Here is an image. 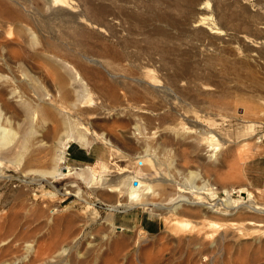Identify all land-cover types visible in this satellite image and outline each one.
<instances>
[{
  "label": "rangeland",
  "instance_id": "rangeland-1",
  "mask_svg": "<svg viewBox=\"0 0 264 264\" xmlns=\"http://www.w3.org/2000/svg\"><path fill=\"white\" fill-rule=\"evenodd\" d=\"M38 1L45 4V0ZM72 1L80 4L81 13L87 10V18L91 20L88 25H80L65 17L57 18L54 23L60 26L62 35H55L53 42L63 47L62 58L85 64L82 68L90 73L86 80L90 81L86 83L88 91L80 105L72 109V120L77 130L84 128L94 133L97 138L94 142L105 146L109 157L92 164L71 166L65 159L58 162L54 160L57 157L52 159L54 152L57 155L54 151L46 156V161L27 167L30 155L26 153L36 148L40 140L36 138L44 133L55 135V139L50 135L48 140L53 139L48 143L53 147L62 135L57 136L55 131L53 134L49 130L52 125L44 124L39 113L33 114V118L30 115L28 120L24 118L21 106H17L21 99H17L19 102L12 106L19 109L18 115L27 122L33 119L32 125L31 122L28 125L35 129L34 136L26 139L25 120L17 115L14 121L7 111L0 115V128L10 130L11 126L14 143L27 142L24 146L27 148L23 149L26 152L14 153L20 156L18 159L11 158V145L10 151L5 150L6 158L0 157V230L4 228L0 231V252L8 259L20 260L25 254L30 257L37 248L36 264H264V189L252 188L244 172L247 160L264 155V49L256 43L260 38L261 43L264 41V0ZM203 2H210V8L201 10ZM99 5L106 8L100 9ZM90 7L94 12L107 11L106 16L96 15ZM210 15L211 26L215 24L222 31L213 34L216 37L209 35L205 27H194L201 18ZM99 26L104 28L103 33L95 31ZM27 46L30 50L36 47L31 42ZM118 52L124 53L127 59L115 62L130 63L128 67L136 76L146 79V72H150L152 79L147 80H153L152 88L146 83L130 82V93L121 94L118 90L121 83H116L112 76L116 66L110 65L112 55ZM81 53L84 54L81 56ZM91 72H96L94 77ZM89 76L92 80H102H93L94 83ZM261 79L260 84L257 81ZM44 86L47 100L53 102V83H44ZM20 92L19 96H25L23 101L31 95ZM111 94L109 99L118 98V103L104 98ZM210 132L213 133L210 135ZM210 136L214 137L213 142L203 140ZM68 140L67 146L72 142ZM208 150L214 154L212 162L205 158ZM5 151L1 152L5 154ZM220 156L226 157V164L223 165L225 162ZM52 162H57V166ZM213 163L214 167L209 166ZM55 166L82 169L81 172L91 177V183L79 180L75 171L69 177L55 179L52 175ZM214 169L220 174L216 170L211 172ZM191 172L200 174L198 184L203 181L210 184L211 190L202 196L222 212V204L228 198L223 187L231 188L233 208L227 211L233 214L209 212V215L202 207L186 206L172 219L164 215L165 211L141 205L156 202L169 206L180 195V184ZM71 185L76 186L73 189L80 192V197L74 192L67 194ZM118 204L122 205L120 211L113 209ZM142 214L157 222L156 232H146L137 225ZM169 219L173 221L171 228L165 225ZM249 221L259 226H250Z\"/></svg>",
  "mask_w": 264,
  "mask_h": 264
},
{
  "label": "bare ground",
  "instance_id": "bare-ground-1",
  "mask_svg": "<svg viewBox=\"0 0 264 264\" xmlns=\"http://www.w3.org/2000/svg\"><path fill=\"white\" fill-rule=\"evenodd\" d=\"M88 1V0H87ZM187 1V0H186ZM45 4H41L38 0H0V115L2 113H6V111L8 113H11V116L9 115V117H11L14 121L17 118L18 115V110L17 108L13 107L12 105H15V102L20 100L19 104L17 106H21V110L24 113V118H26L28 120L29 117L32 116L33 118V114L35 115V113H39L40 116L42 117V119L44 120V124L46 123H50V125H54L52 130L51 128L49 129L50 131L53 132L55 131V134L58 135H62L64 136V138H61L60 136H58V141H57V146H49L48 143H50V141L52 142L53 139H55V135L53 136L52 134H49L51 136H53V139H51L49 142V136H47V133H44L43 136H39L41 138H36V139H40L37 144V146H35L36 148L33 149V152L31 153H26L29 154V159L27 158L28 156H26V158L28 159V165L32 166L31 168H33V165H36V163L42 161H46L45 158L48 154H51L52 152L56 151L57 155H55V152L53 153V157L51 156V158L53 159L54 157H57V159H54L55 161H64L65 159V152H66V148H67V142L69 141L68 139H70V141L77 143L80 146L83 147H89L94 140H96L97 138L95 137L94 133H90L88 130L81 128V129H76V124L74 123V121L72 120V114L71 111L72 109H75L77 106L80 105V103L82 102L83 99V95L85 92L88 91V85L86 83L88 80V75L90 74L89 72L85 71L83 68L82 64L77 63V61L75 62H69V57L68 60H66L65 57H61L62 55L60 54L63 47L61 45H59V43L57 44L56 42H53V39L55 37V35H58V37L60 36V34L62 35V31L59 25H56L54 22L55 20H57V18L59 17H65L67 19V21L75 23V24H87L88 25V19L87 18V10H85L84 13H81V6H78L80 4H76L74 3L72 0H45L44 1ZM91 2V1H90ZM94 2V1H93ZM78 3V2H77ZM89 3V2H86ZM90 4V3H89ZM85 6V5H84ZM104 5H102L99 8H104ZM211 4L210 2H203L201 10L203 9H208L210 8ZM85 8V7H84ZM83 8V10H84ZM91 8V7H90ZM106 8V7H105ZM89 9V8H88ZM92 9V8H91ZM108 9V8H107ZM106 9V10H107ZM93 11V9H92ZM96 12H94L96 15L98 16H103L107 11L104 12V10H95ZM80 12V13H79ZM109 13V12H108ZM106 16V14H105ZM254 17V16H253ZM62 19V18H61ZM59 21V19H58ZM62 21V20H61ZM74 21V22H73ZM211 15L209 17H203L201 18L194 27H205L207 29L206 33L210 34H220L222 31H218L219 29L214 27L215 24H213V26H211ZM71 23V24H72ZM213 23V22H212ZM207 25H209V27H206ZM97 26V25H96ZM77 27V26H74ZM102 26H99L97 28V32H101L103 33L105 30L104 28H100ZM81 28V27H80ZM90 28V27H89ZM151 28V27H150ZM63 29V28H62ZM92 29V27H91ZM152 29V28H151ZM205 29V31H206ZM78 30V29H77ZM80 30V29H79ZM88 30V28H87ZM99 30V31H98ZM148 30V29H147ZM83 31V29H82ZM90 31V30H89ZM79 32V31H78ZM93 32V31H92ZM149 32V31H148ZM264 32V29H263ZM64 33L66 34V32L64 31ZM153 33V32H152ZM151 33V36H152ZM149 34V33H148ZM9 35V36H8ZM64 35V34H63ZM69 35V34H68ZM104 35V34H103ZM226 35V34H223ZM71 36V35H70ZM215 36V35H213ZM221 36V35H220ZM87 37V36H86ZM216 37V36H215ZM218 37V36H217ZM226 37V36H225ZM264 38V37H263ZM57 39V38H56ZM218 39V38H217ZM261 39V38H260ZM257 41L256 43H260L262 44L264 49V41L262 39V43ZM248 40V39H247ZM62 41V40H60ZM33 44L36 45L35 49H29L28 48V44ZM71 42V41H70ZM69 42V44H70ZM84 42V41H83ZM82 42V43H83ZM222 42V41H221ZM72 43V42H71ZM80 44L81 45L83 44ZM89 45V42H87ZM223 44V43H222ZM255 45V42L253 43ZM67 45V44H66ZM78 45V44H77ZM85 45V44H84ZM87 45V44H86ZM93 44L89 45L92 46ZM259 45V44H258ZM65 46V44H64ZM70 46V45H69ZM95 46V45H94ZM31 47V46H30ZM257 47V46H256ZM260 47V46H258ZM85 48V46L83 47ZM70 49V48H69ZM74 49V47L72 48V50ZM98 49V48H97ZM68 50V49H67ZM69 51V50H68ZM76 51V50H75ZM82 51V50H81ZM87 51V49H86ZM108 51V50H107ZM110 51V49H109ZM113 51V50H112ZM110 51V52H112ZM72 52V51H70ZM69 52V55H70ZM85 52V51H84ZM117 52V51H116ZM120 52V51H119ZM118 52V53H119ZM264 52V50H263ZM76 53V52H74ZM93 53V52H92ZM107 53V52H106ZM105 53V54H106ZM116 55H112V59H110V65H114L115 69V74L112 73L113 78H115L117 81L116 83H121L120 87L118 89V87H116L121 94H123L124 96H126L127 93H130L128 90V83H132V82H136V83H146L148 84L151 88L153 87L154 83L153 80H147V79H152V75H150V72H146V79L141 78L136 76V73H134V71H131L132 69H130V67L125 66V64H119L118 61L117 63L115 62V60H123L127 59L126 55H124V53H119ZM262 54V52H259ZM72 54V53H71ZM84 53H81V56ZM112 54V53H111ZM111 54H110V58H111ZM238 54V53H237ZM260 54V55H261ZM61 55V56H60ZM66 55V54H65ZM64 55V56H65ZM89 55V54H88ZM103 55V54H101ZM107 55V54H106ZM264 55V53H263ZM262 55V56H263ZM76 56V55H75ZM78 56H80L78 54ZM80 56V57H81ZM92 56V55H91ZM95 56V54H94ZM97 56H99L97 54ZM105 58V55H103ZM115 56V57H114ZM129 56V55H128ZM246 56V55H245ZM249 56V55H248ZM253 56V55H252ZM251 56V57H252ZM72 57V56H71ZM107 57V56H106ZM108 57V58H109ZM131 57V56H130ZM239 57L243 56L240 54ZM238 57V58H239ZM247 57V56H246ZM245 57V58H246ZM254 57V56H253ZM252 57V58H253ZM77 58V57H76ZM85 58V57H84ZM98 58V57H97ZM237 58V57H236ZM250 57H248L249 59ZM73 59V58H72ZM82 59V57H81ZM80 61H83V59ZM87 59V58H85ZM106 59V58H105ZM130 59V58H129ZM128 59V61H129ZM216 59V58H215ZM247 59V60H248ZM255 59V58H254ZM71 60V59H70ZM88 60V59H87ZM86 60V61H87ZM223 60V59H222ZM221 60V61H222ZM252 60V59H251ZM250 60V62H251ZM90 62V60H88ZM131 61V60H130ZM210 61V59H209ZM253 61V60H252ZM258 61V60H257ZM93 62H98L93 60ZM115 62V63H114ZM138 62V61H136ZM135 62V63H136ZM213 62V60H212ZM248 62V61H247ZM254 62V61H253ZM256 62V60H255ZM85 63V62H84ZM92 64V63H91ZM100 64V63H97ZM211 64V63H210ZM258 64V63H257ZM101 65V64H100ZM235 65V64H234ZM46 66L48 67L46 69ZM88 66V65H86ZM237 66V65H236ZM258 66V65H257ZM83 67V68H82ZM90 67V66H89ZM86 68V67H85ZM103 68V67H102ZM109 68V67H107ZM92 69V68H91ZM105 69V68H104ZM143 69V68H142ZM235 69V68H234ZM260 69V68H259ZM262 69H264V64L262 65ZM106 70V69H105ZM144 70V69H143ZM142 70V71H143ZM91 71V70H90ZM111 71V70H110ZM109 71V73H110ZM237 71V70H236ZM94 72V71H93ZM92 73V72H91ZM99 73V72H97ZM143 73V72H142ZM141 73V74H142ZM94 74V73H92ZM91 74V75H92ZM96 74V72H95ZM95 74L93 75V77L95 76ZM90 75V76H91ZM100 76V73L97 74ZM96 75V77H98ZM101 75L105 76L104 74L101 73ZM109 75V74H108ZM140 75V74H137ZM89 76V77H90ZM143 76V75H142ZM255 76V75H254ZM102 77V76H101ZM104 78V77H103ZM251 78V77H250ZM99 79V78H98ZM101 79V78H100ZM99 79V80H100ZM87 80V81H86ZM89 80H92V77L89 78ZM93 80H97V79H93ZM92 80V81H93ZM99 80H97L99 82ZM102 80V79H101ZM105 80H108L105 79ZM253 80H255L253 78ZM104 81V80H103ZM115 81V80H114ZM252 81V80H251ZM250 81V83H252ZM262 79L257 82H260L261 84ZM94 82V81H93ZM96 82V83H98ZM102 82V81H100ZM106 82V81H104ZM104 82L102 85H104ZM256 82V81H255ZM254 82V84H255ZM263 82V81H262ZM44 83H53V87H54V100L52 101H48L46 98V94L45 91L43 90V86ZM95 83V82H94ZM108 83V82H107ZM157 84V83H156ZM258 83V85H260ZM264 84V82H263ZM262 84V85H263ZM47 85V84H46ZM108 85H113L112 83H108ZM144 85V84H142ZM147 85V86H148ZM49 86V85H48ZM105 86V85H104ZM103 86V87H104ZM114 86V85H113ZM145 86V85H144ZM157 86V85H156ZM155 86V87H156ZM257 86V85H256ZM264 86V85H263ZM46 86H44L45 88ZM102 87V88H103ZM149 87V88H150ZM258 87V86H257ZM262 86H259V88L261 89ZM52 88V87H51ZM115 88V89H116ZM147 88V87H146ZM148 88V89H149ZM150 88V89H151ZM264 88V87H263ZM114 89V90H115ZM116 89V90H117ZM145 89V88H144ZM49 90V88H48ZM47 90V92H48ZM51 90V89H50ZM53 90V89H52ZM101 90V88H100ZM104 90V89H103ZM113 90V88H112ZM132 90V89H131ZM130 90V91H131ZM22 91L23 93L25 92L26 96L29 95V97L27 96V99H25L24 101L22 100L23 97L22 95L19 96L18 92ZM261 91V90H260ZM263 91V90H262ZM20 92V93H22ZM102 92V91H101ZM133 92V91H132ZM28 93V94H27ZM104 93V92H103ZM109 93H111V90L109 91ZM137 93V92H136ZM262 93V92H261ZM49 94V93H48ZM86 94V93H85ZM115 95V94H114ZM141 95V94H140ZM142 95H145L142 93ZM105 96V95H104ZM103 96V97H104ZM112 96H105L104 98L106 99V97H108V99ZM117 97V96H114ZM18 99V100H17ZM49 99V98H48ZM111 99V98H110ZM108 100V101H113L112 100ZM118 99V98H116ZM116 99L114 100V102L118 103L116 101ZM126 99V97L124 98ZM106 101V100H105ZM256 101V100H255ZM260 101L262 102V100L260 99ZM14 102V103H13ZM23 102V103H22ZM122 102V100H121ZM264 103V102H263ZM28 105H30L31 107H29ZM262 105V104H261ZM260 105V107H261ZM16 106V105H15ZM253 106V105H251ZM250 106V107H251ZM264 106V105H263ZM63 109H69L70 112H66ZM91 111V110H90ZM89 111V112H90ZM18 112V113H17ZM92 114V113H91ZM4 115V114H2ZM22 115V114H21ZM31 115V116H30ZM94 115V114H93ZM92 115V116H93ZM23 116V115H22ZM18 117H21L18 115ZM200 117V116H199ZM250 117V116H249ZM1 118V116H0ZM22 118V117H21ZM20 118V121H21ZM93 118V117H92ZM186 118V117H185ZM198 118V117H197ZM194 119V120H197ZM253 118V117H252ZM11 119V120H12ZM23 119V118H22ZM199 119V118H198ZM8 120V118H7ZM12 120V121H13ZM25 120V119H23ZM33 119H30V122ZM210 120V119H209ZM223 120V119H222ZM1 121V120H0ZM10 122V120H8ZM19 121V118H18ZM193 121V120H192ZM3 122V121H2ZM24 123L27 122L26 120L23 121ZM22 122V124H23ZM29 122V121H28ZM26 123L27 125L30 123ZM200 122V121H199ZM225 122V121H224ZM223 122V123H224ZM33 122H31L30 124L32 125ZM52 123V124H51ZM252 123V122H251ZM1 124V123H0ZM20 125L21 127L24 125ZM25 124V125H26ZM29 124V125H30ZM3 126L5 125L4 123L2 124ZM1 125V126H2ZM26 126L27 129H25L24 126V136L26 139H29L27 136L32 137L31 135H33L34 133L32 132L34 129H31L30 127ZM49 125V124H48ZM80 125V124H79ZM6 126V125H5ZM19 127V126H18ZM20 127V128H21ZM50 127V126H47ZM5 127H1L0 128V157L2 159L6 158V151L8 149V147L10 148L12 146V148H10L13 152L12 156H17L18 153H21L22 150L26 149L27 146L24 148L25 144H27L26 140L24 141L25 144L23 145V143L21 144H15L14 143V131H10L12 128L11 126L9 127L10 130H7V127L4 129ZM33 128V127H32ZM215 128V127H214ZM46 129L43 127V130ZM23 130V128L21 129V131ZM48 130V129H47ZM212 131V130H211ZM47 132V131H45ZM51 132V133H52ZM214 132V131H213ZM210 132V135L211 133ZM37 134V132H35ZM40 133V132H39ZM42 133V132H41ZM47 134V135H46ZM214 134H216L214 132ZM42 135V134H41ZM219 135V134H218ZM34 136V135H33ZM17 137V136H16ZM220 137V136H219ZM21 138V137H20ZM34 138V137H33ZM23 139V135L22 138ZM18 140V139H17ZM204 141H208V142H213L214 141V137L210 136V137H206L203 139ZM216 140V139H215ZM227 140V139H226ZM16 141V140H15ZM20 141V140H18ZM54 142V141H53ZM207 142V143H208ZM226 142V141H225ZM12 143H14L15 145L13 146ZM20 143V142H19ZM108 144H110L109 142H107ZM203 143V142H202ZM205 143V142H204ZM214 144V143H213ZM11 145V146H10ZM53 145V144H52ZM206 147V146H205ZM10 149H8L10 151ZM7 150V152H8ZM23 150V151H24ZM1 151H5V154H3ZM26 152V151H24ZM23 152V153H24ZM210 153L212 151H206V153ZM11 153V152H10ZM14 153H16L17 155H15ZM205 153V154H206ZM208 153V154H209ZM213 153V152H212ZM12 154V153H11ZM25 154V153H24ZM23 154V155H24ZM204 154V155H205ZM205 155V158H208L209 161L212 162V155ZM204 155H200L201 158ZM9 157V154L7 155ZM199 156V157H200ZM7 157V158H8ZM17 156L13 157L14 159H18ZM215 157V156H214ZM222 158V156H220ZM9 158V159H11ZM49 158V157H48ZM200 158V159H201ZM204 158V157H203ZM226 159V157H224ZM12 159V160H14ZM15 159V160H16ZM212 159V160H211ZM225 159L222 158V161L224 160L225 163L223 162H219L226 164L227 160L225 161ZM12 160H9L12 162ZM51 160V159H50ZM53 160V161H54ZM204 160V159H202ZM201 160V161H202ZM26 161V160H25ZM205 161V160H204ZM208 161V160H207ZM221 161V160H220ZM19 162V161H18ZM27 162V161H26ZM53 163V164H57ZM206 162V161H205ZM217 162V164H218ZM42 163V162H41ZM209 163V162H207ZM27 164V163H26ZM26 164L24 165L26 167ZM205 165V164H204ZM57 166V165H56ZM52 167V169L54 168V172H52L53 177H55V179L57 178V176H59L58 178H63V177H69L71 176L72 172L75 171L76 173V177L79 180H83L86 184H90V176L88 175L87 172H81L82 169H76V170H72L69 166H65V167H61L59 169H57L58 167ZM214 167V163L213 165H209ZM26 167V168H27ZM218 167V166H217ZM56 168V169H55ZM212 169V168H211ZM32 170V169H30ZM216 169L212 170L211 172H214ZM24 171H26L24 169ZM208 171V170H207ZM215 172H217V174H220V172L218 173V171L216 170ZM214 172V173H215ZM45 173V172H44ZM49 175V171L47 173ZM46 173L44 174L47 175ZM51 174V173H50ZM216 177H219L217 176ZM244 174V173H243ZM51 175V177H52ZM56 175V176H54ZM91 175V174H90ZM90 177V178H89ZM221 177H219L220 179ZM54 179V178H53ZM200 179V174L197 172H191L189 174V176L184 180L183 183L180 184V195L177 197L176 201H174L172 204H170L169 206H165L160 204V203H146V204H141L144 207H150V208H154V209H158L160 211H165L164 215H169L171 216V218L173 216H175V218L177 217L176 215H179L180 213H182V209L183 207L188 206L189 208L191 207H202L203 210L207 211L208 213L210 212L211 215L212 214H216V215H221L222 213H225L227 215L233 214L230 213V211L227 210H231L233 208V203L232 200L230 198V191L231 188L228 187H223V191L224 193L228 196L227 200L222 204L224 207V212H222L223 210L219 207H217V205L215 204H208L205 200L204 197L202 196L203 194L208 193L207 191H210V184L208 182L203 181L202 183L198 184V181ZM50 182V180H49ZM75 185H71V189L70 191L67 192V194H71L74 192V195H77L78 197H80V192L76 191V189L74 190L73 188H75ZM82 196V195H81ZM82 198V197H81ZM84 199V198H82ZM83 201H85L86 203H88V201L86 199H84ZM169 204V203H168ZM122 205L118 204L113 206V209L120 211V207ZM139 206V205H138ZM124 209H128V208H124ZM153 209V210H154ZM255 212H261V210H258L256 208H253ZM188 210V209H187ZM193 210V209H192ZM185 211V210H184ZM189 211V210H188ZM194 211V210H193ZM209 213V215H210ZM241 213V212H240ZM235 214V213H234ZM207 215V214H206ZM242 216V215H241ZM170 218V217H168ZM174 218V219H175ZM173 219V218H172ZM206 219V218H205ZM6 221V220H5ZM172 220H165V225L167 228H171L172 225H170V222ZM4 222V221H3ZM173 222V221H172ZM175 222V221H174ZM258 222V221H257ZM250 226L251 225H255V226H259L258 223H256L255 221H249ZM164 224V222H163ZM172 224V223H171ZM175 224V223H173ZM176 225V224H175ZM210 225V224H209ZM174 226V225H173ZM177 226V225H176ZM2 227V226H1ZM164 227V226H163ZM245 228V227H243ZM4 230V228H1V230ZM8 229V228H7ZM246 229V228H245ZM0 230V231H1ZM2 230V231H3ZM14 230V229H13ZM124 229H120V231H123ZM179 230V229H178ZM15 231V230H14ZM5 232V231H4ZM178 232V231H177ZM12 233V232H11ZM10 234V233H9ZM18 234V232H17ZM1 235V234H0ZM6 235V234H5ZM4 235V236H5ZM13 234H11L12 236ZM8 236V235H7ZM10 236V235H9ZM10 236V237H11ZM213 236V235H212ZM3 237V235H2ZM81 237V236H80ZM217 237V236H216ZM1 238V237H0ZM5 238V237H4ZM7 238V237H6ZM218 238V237H217ZM216 238V239H217ZM220 238V237H219ZM197 239V237H196ZM5 240V239H3ZM2 240V241H3ZM18 240V239H17ZM104 240V239H103ZM199 240V239H198ZM220 240V239H219ZM224 240V239H223ZM217 241V240H216ZM218 242V241H217ZM217 242H215L217 244ZM221 242V241H220ZM5 244V241L3 242ZM192 243V242H191ZM204 243V242H202ZM210 243V242H209ZM223 243V242H222ZM29 245V243H27ZM195 244V243H194ZM197 244V243H196ZM200 244V243H199ZM214 244V243H213ZM213 244H211L210 246L212 247ZM3 245V244H1ZM9 245V243H8ZM7 245V246H8ZM27 245V246H28ZM70 245V244H69ZM215 245V244H214ZM26 248H30L29 247ZM204 246V244H203ZM209 246V245H208ZM32 247V246H31ZM73 247V246H72ZM5 248V246H4ZM3 248V250H4ZM9 248H11L9 246ZM33 248V247H32ZM30 249V253H32L34 250ZM205 248V246H204ZM208 248V247H207ZM6 249V248H5ZM26 249V250H27ZM37 248H35V253L30 254V257L25 254L24 256H22V259L20 260H12V259H8L7 257H4L5 254L0 252V262L1 264H32L33 262H35L38 260L39 261V254L36 251ZM2 250V248H1ZM9 250V249H6ZM11 250V249H10ZM9 250V251H10ZM31 250H33L31 252ZM63 250V249H62ZM42 251V250H40ZM45 251V250H44ZM6 251H4L5 253ZM60 252V251H59ZM62 252V251H61ZM27 253V252H26ZM46 253V252H45ZM12 254V253H11ZM58 255V254H57ZM15 257V256H14ZM56 257V256H55ZM46 258V257H45ZM162 258V257H161ZM52 259V257H51ZM54 259V257H53ZM52 259V260H53ZM50 260V259H49ZM47 258V261H49ZM161 260V259H160ZM42 261V260H41ZM45 261V260H44ZM46 262V261H45ZM56 262V260H55ZM52 263V261H51ZM59 263V262H58ZM154 263V262H153ZM156 263V262H155ZM34 264V263H33ZM38 264V263H37ZM41 264V262L39 263ZM43 264V263H42Z\"/></svg>",
  "mask_w": 264,
  "mask_h": 264
},
{
  "label": "crops",
  "instance_id": "crops-1",
  "mask_svg": "<svg viewBox=\"0 0 264 264\" xmlns=\"http://www.w3.org/2000/svg\"><path fill=\"white\" fill-rule=\"evenodd\" d=\"M109 157L105 146L92 143L89 148H83L70 142L66 148L65 160L71 166L92 164L104 161ZM244 172L249 185L252 188L264 189V155L256 156L244 163ZM137 225L144 227L145 231L153 233L158 229V224L147 215H140Z\"/></svg>",
  "mask_w": 264,
  "mask_h": 264
}]
</instances>
